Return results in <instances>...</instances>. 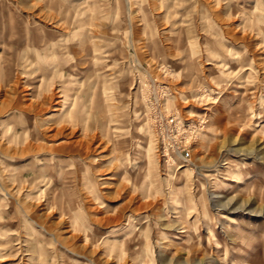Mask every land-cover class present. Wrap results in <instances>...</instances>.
<instances>
[{
    "label": "rangeland",
    "instance_id": "rangeland-1",
    "mask_svg": "<svg viewBox=\"0 0 264 264\" xmlns=\"http://www.w3.org/2000/svg\"><path fill=\"white\" fill-rule=\"evenodd\" d=\"M0 37V264H264V0H0Z\"/></svg>",
    "mask_w": 264,
    "mask_h": 264
},
{
    "label": "bare ground",
    "instance_id": "bare-ground-1",
    "mask_svg": "<svg viewBox=\"0 0 264 264\" xmlns=\"http://www.w3.org/2000/svg\"><path fill=\"white\" fill-rule=\"evenodd\" d=\"M0 46H2L4 49L7 47V45L5 44V42H4V37H0ZM42 80V79H41ZM39 83H40V81H39ZM42 85V84H41ZM37 90V89H36ZM37 93V92H36ZM39 95H40V93H39ZM38 97V96H37ZM60 103V102H59ZM45 104V101H44V99H42L41 98V100L40 101H38V102H36V104H32L31 106H34V105H36V106H41V108H43V105ZM30 106V107H31ZM66 112V109L65 110H63V112H62V114H64ZM18 144H16V146H17ZM13 146V145H12ZM22 146V145H21ZM26 147V146H25ZM30 148V147H29ZM26 149H28V148H26ZM23 151V150H22ZM24 151H25V149H24ZM185 155L186 156H189L190 155V153L187 151V153H185ZM174 158L173 159H175L176 157H180V159L184 162V163H189L190 162V160L188 159V158H183L181 155H176V156H173ZM178 161V160H177ZM175 163V162H174ZM184 167H186V166H182L181 168H184ZM19 175H13V178L11 179L14 183H20V185L19 186H17V187H20V186H22L23 185V183H25L26 182V180H22L21 178H20V176L18 177ZM151 176V175H150ZM150 181V180H149ZM153 181H151L150 183H149V186H152L153 185V183H152ZM27 185V184H26ZM16 187V188H17ZM23 189V188H22ZM18 191V190H17ZM22 191V190H21ZM71 192V191H70ZM15 193H17L18 194V192H16L15 191ZM50 193V192H49ZM64 193V192H63ZM10 196V195H9ZM12 196V195H11ZM10 196V197H11ZM19 196H21V195H19ZM54 196H56V194H54ZM65 196V195H64ZM64 196H62V197H64ZM76 196V195H75ZM28 197H30V195L28 196ZM21 198V197H20ZM26 198V197H25ZM14 199V196L12 197V200ZM33 199V198H32ZM37 199V198H36ZM14 201L18 204V205H20V207L21 208H23L24 210H25V214H27V220H26V223H28V225L30 226V229L33 227L32 225H30V214L29 213H27V212H29L28 211V209H29V205L27 204V206H26V204H25V201L23 202V203H21L20 204V202L21 201H19V200H17V199H14ZM68 207H69V209H71L72 207L70 206V204H68ZM27 210V211H26ZM29 220V222H27ZM32 220V222L34 223V224H36V225H38L39 226V232L42 230V231H44V229H43V227L42 226H40L36 221H34V219H31ZM27 225V226H28ZM19 228V227H18ZM16 229H17V226H16ZM28 235H30V234H28ZM10 240L11 241H13L12 239H10L9 237H7L6 236V238H5V240H2V241H6V242H0V259H2V258H4V256L2 255V254H5V252H6V250H10L9 249V247L11 246V243H10ZM18 242L20 243V244H22V242H21V240H18ZM32 245H33V247H36V244L35 243H32ZM36 249L34 248V250H32V254L34 255V254H36L37 253V251H35ZM39 254V253H38ZM33 255H32V258H33ZM37 255V254H36ZM2 261V260H1Z\"/></svg>",
    "mask_w": 264,
    "mask_h": 264
},
{
    "label": "crops",
    "instance_id": "crops-1",
    "mask_svg": "<svg viewBox=\"0 0 264 264\" xmlns=\"http://www.w3.org/2000/svg\"><path fill=\"white\" fill-rule=\"evenodd\" d=\"M6 41V40H5ZM7 45V43H5ZM3 48V47H2Z\"/></svg>",
    "mask_w": 264,
    "mask_h": 264
}]
</instances>
